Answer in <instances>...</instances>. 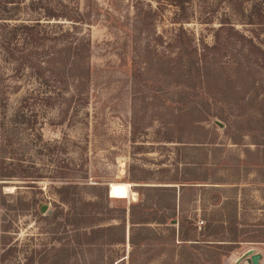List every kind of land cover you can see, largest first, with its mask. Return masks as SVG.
I'll use <instances>...</instances> for the list:
<instances>
[{"label": "rangeland", "instance_id": "1", "mask_svg": "<svg viewBox=\"0 0 264 264\" xmlns=\"http://www.w3.org/2000/svg\"><path fill=\"white\" fill-rule=\"evenodd\" d=\"M72 1L92 23L71 33L90 40L80 108L55 101L30 130L8 109L33 81L12 78L0 95V253L14 249L0 264H252L250 249L264 261V17L253 0H193L185 27L210 46L208 83L194 85L218 115L200 125L166 106L159 73L131 76L133 60L178 67L162 38L180 26L175 4ZM114 182L135 194L111 197Z\"/></svg>", "mask_w": 264, "mask_h": 264}, {"label": "trees", "instance_id": "2", "mask_svg": "<svg viewBox=\"0 0 264 264\" xmlns=\"http://www.w3.org/2000/svg\"><path fill=\"white\" fill-rule=\"evenodd\" d=\"M167 1L177 6L175 21L180 22V26L173 28L169 36L162 38L165 40L163 41L165 48L175 50L178 67L175 69L164 67L158 72L152 65L144 66L133 60L131 76L135 80L152 72L159 73L165 79L164 85H161L164 88L160 91L167 96L164 99L166 106L172 108L176 116L198 113L200 116L194 121L200 125L213 116L218 117L210 113L211 108L206 106L207 103L199 102L201 93L199 94L198 87L194 85L198 82V77L205 87L208 83L210 46L205 40L200 43L193 32L185 27V23L190 22L193 0ZM240 1L243 4L246 0ZM257 1L253 0L250 14L262 18L264 17L262 2ZM204 13L206 16L207 11ZM66 22L71 25L65 26ZM80 24L92 23L76 1L0 0V95H5L7 90L4 89L9 87L8 83L12 78L33 81L17 107L12 106L8 109V112L13 111L9 116L13 118L12 121L28 125L32 130L39 109H46L55 101L65 104L64 106L73 102L77 104L75 108H80L85 98L83 87L80 88L79 85L86 79L87 70L88 73L90 70L86 61L87 54L85 56V50L86 52L89 50V38L83 35L80 37L77 33L75 37H71L73 30ZM174 78L177 79L175 84L166 83L167 80ZM144 83L151 85L149 89L151 91L153 86L151 78H148V81L144 80ZM69 84L75 85L72 93L69 91ZM184 92L187 94L185 97L182 96ZM1 96L0 105L3 100ZM132 127V134H135L134 123ZM141 222L147 221L137 223ZM5 231L7 230H0ZM13 250L3 248L0 257L8 258Z\"/></svg>", "mask_w": 264, "mask_h": 264}, {"label": "bare ground", "instance_id": "3", "mask_svg": "<svg viewBox=\"0 0 264 264\" xmlns=\"http://www.w3.org/2000/svg\"><path fill=\"white\" fill-rule=\"evenodd\" d=\"M133 194L135 193L132 191L130 183L114 182L110 185V196L113 198H128ZM262 262L264 264V261Z\"/></svg>", "mask_w": 264, "mask_h": 264}, {"label": "water", "instance_id": "4", "mask_svg": "<svg viewBox=\"0 0 264 264\" xmlns=\"http://www.w3.org/2000/svg\"><path fill=\"white\" fill-rule=\"evenodd\" d=\"M247 253L251 255L249 262L252 264H260V261L263 259V253L258 252L255 249H250Z\"/></svg>", "mask_w": 264, "mask_h": 264}, {"label": "built area", "instance_id": "5", "mask_svg": "<svg viewBox=\"0 0 264 264\" xmlns=\"http://www.w3.org/2000/svg\"><path fill=\"white\" fill-rule=\"evenodd\" d=\"M260 264H263L262 260L260 261Z\"/></svg>", "mask_w": 264, "mask_h": 264}, {"label": "crops", "instance_id": "6", "mask_svg": "<svg viewBox=\"0 0 264 264\" xmlns=\"http://www.w3.org/2000/svg\"><path fill=\"white\" fill-rule=\"evenodd\" d=\"M259 252V251H258ZM262 261H263V259H262Z\"/></svg>", "mask_w": 264, "mask_h": 264}]
</instances>
